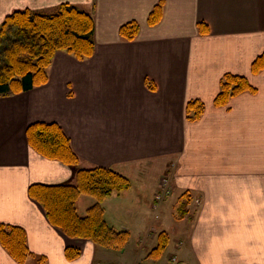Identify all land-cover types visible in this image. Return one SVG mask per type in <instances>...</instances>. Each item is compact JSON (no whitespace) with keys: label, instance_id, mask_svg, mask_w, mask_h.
<instances>
[{"label":"crops","instance_id":"obj_1","mask_svg":"<svg viewBox=\"0 0 264 264\" xmlns=\"http://www.w3.org/2000/svg\"><path fill=\"white\" fill-rule=\"evenodd\" d=\"M160 1L0 0V27L15 11L51 14L64 3L93 14L96 23L92 58L81 62L59 52L47 84L0 98V224L23 228L30 251L44 258L26 264H110L134 244V264H264V70L251 69L264 52V0H163L162 21L149 26ZM131 21L140 32L127 42L120 28ZM200 22L207 34H200ZM228 73L245 76L257 93L219 108L214 101ZM191 100L205 104L196 122L186 116ZM35 122L60 124L83 168L107 167L143 181L140 194L156 182L149 206L136 194L143 215L137 232L124 219L132 211L129 192L103 203L107 220L128 228L133 245L105 249L49 224L28 189L69 182L74 171L30 146L27 128ZM165 175L173 194L156 205ZM186 193L188 212L176 217ZM93 203L82 197L79 212ZM161 231L178 252L169 263L148 258ZM66 247H80V258L68 261ZM0 264H19L1 244Z\"/></svg>","mask_w":264,"mask_h":264},{"label":"trees","instance_id":"obj_2","mask_svg":"<svg viewBox=\"0 0 264 264\" xmlns=\"http://www.w3.org/2000/svg\"><path fill=\"white\" fill-rule=\"evenodd\" d=\"M164 6L163 0L154 6L148 17L149 26L162 21ZM198 29L200 34L209 32L203 22L198 24ZM95 30L93 14L68 3L61 4L51 14L26 9L7 16L0 27V98L13 97L47 84L48 70L59 52L81 62L92 58L96 52ZM139 32L137 21L120 28V36L127 42L135 41ZM251 69L255 75L264 70V52L254 60ZM146 83L152 91L156 90L154 83L149 80ZM247 92L256 94L257 89L245 76L225 74L214 104L226 107L232 99ZM204 112L205 104L201 100H191L186 105V116L191 122L200 120ZM26 134L30 146L38 154L74 171V178L69 182L33 184L28 189L30 199L43 209L49 224L68 238L89 240L97 247L122 251L130 243L132 233L128 228H116L107 220L103 203L113 194L126 191L131 200L132 180L107 167L83 168L70 138L56 122L32 123ZM82 197L94 200L84 214L78 209ZM191 200L187 193L179 199L178 217H185ZM0 244L19 264H26L30 259L38 263L44 261L30 251L26 231L21 227L0 224ZM169 244V234L159 232L157 245L148 258L157 261ZM81 253L80 247L65 249L68 261L79 259Z\"/></svg>","mask_w":264,"mask_h":264},{"label":"rangeland","instance_id":"obj_3","mask_svg":"<svg viewBox=\"0 0 264 264\" xmlns=\"http://www.w3.org/2000/svg\"><path fill=\"white\" fill-rule=\"evenodd\" d=\"M132 183H133V188L131 189L132 190V198H131V200H129V198H128V200H129V204H128V209H130V210H132L130 213H128V214H126V215H124V219L125 220H127L129 223H130V225H132V229L134 230V231H136L137 232V228H139L140 227V220H141V217H143V215L141 214V213H138V204L136 203L137 201V199H136V196L137 195H139L140 193H139V191H136V188L138 187V186H141V185H143L145 182H143V181H137V182H133L132 181ZM160 184H161V181H160ZM156 185V182L155 183H150V187L149 188H147V190L146 191H143L141 188V191H142V193L139 195V196H141V199H143L144 201H146V205L147 206H149L150 204H149V201L150 200H152L154 197V193H155V189H154V186ZM159 188H160V185H159ZM158 191H159V189H158ZM157 191V193H159ZM156 193V194H157ZM137 194V195H136ZM155 194V195H156ZM168 198H166L164 201H166ZM155 200V199H154ZM164 201H162V202H160V203H156L155 202V204L157 205V204H161V203H163ZM154 202V201H153ZM197 203L199 204L200 203V201L199 200H197ZM146 209H147V211L149 212L151 209H149V207L147 208L146 207ZM151 214H152V210H151ZM173 214L174 215H176V217H177V211L176 210H173ZM176 217H172V220L174 221V222H176ZM165 229H167V228H165ZM132 242V245L134 244V240L133 239H131L130 240V243ZM135 248V244L132 246V249H134ZM132 249L131 248H129L128 249V251H125V250H123L122 252H120V253H118L117 254V256H115V260L113 261V262H111L110 264H134L135 262H134V255H133V253L131 252L132 251ZM137 250V249H136ZM136 252V251H135ZM176 253H178L175 249H174V245H170L168 248H167V250L164 252V254H163V256L162 257H160V259H161V261H163V262H165V263H169V258L171 257V256H174V255H176ZM173 259V258H172Z\"/></svg>","mask_w":264,"mask_h":264},{"label":"built area","instance_id":"obj_4","mask_svg":"<svg viewBox=\"0 0 264 264\" xmlns=\"http://www.w3.org/2000/svg\"><path fill=\"white\" fill-rule=\"evenodd\" d=\"M173 193L170 177L165 175L161 179L160 191L155 196V201L160 203L166 198L170 197ZM175 261V259H173Z\"/></svg>","mask_w":264,"mask_h":264}]
</instances>
